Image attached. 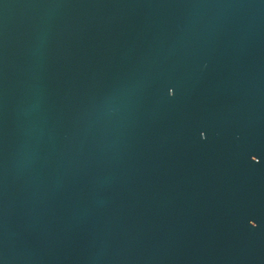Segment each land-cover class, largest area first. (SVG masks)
<instances>
[{"label":"water","instance_id":"obj_1","mask_svg":"<svg viewBox=\"0 0 264 264\" xmlns=\"http://www.w3.org/2000/svg\"><path fill=\"white\" fill-rule=\"evenodd\" d=\"M0 264H264V0H0Z\"/></svg>","mask_w":264,"mask_h":264}]
</instances>
